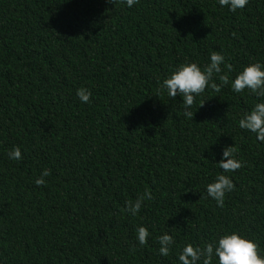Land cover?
<instances>
[{"label": "trees", "instance_id": "16d2710c", "mask_svg": "<svg viewBox=\"0 0 264 264\" xmlns=\"http://www.w3.org/2000/svg\"><path fill=\"white\" fill-rule=\"evenodd\" d=\"M213 51L232 65L221 66L229 83L215 91L214 75L188 119L161 85L180 65L203 70ZM254 63L264 0L235 12L218 0H0V264H180L188 244L233 232L264 257V141L239 127L264 98L232 90ZM17 146L23 158L9 159ZM228 146L243 166L223 173ZM219 174L235 184L224 207L206 191ZM145 190L137 215L122 211Z\"/></svg>", "mask_w": 264, "mask_h": 264}, {"label": "clouds", "instance_id": "9594fccd", "mask_svg": "<svg viewBox=\"0 0 264 264\" xmlns=\"http://www.w3.org/2000/svg\"><path fill=\"white\" fill-rule=\"evenodd\" d=\"M109 3H126L131 8L139 3V0H108ZM223 7H228L232 12L237 9H243L249 0H218ZM225 65L228 71L232 70L231 64H226L225 56L220 52L213 51L210 56V63L202 70L196 63L183 64L172 73L169 78H166L161 89H166L169 97L175 98L178 95L183 97L184 116L188 119H193L192 106L195 102V97L205 92L209 87L210 81L214 75H218L221 82L220 85L215 82L211 83V88L219 92L222 85H228L229 76L221 74ZM250 90L257 97L264 98V65L260 63L250 64L246 66L242 72L232 82V90L236 93H241L244 90ZM77 97L82 103H90L92 93L89 89L81 87L77 90ZM206 101L201 104L203 107ZM241 129L250 131L256 134L259 141H264V102L257 103L250 113H246L239 120ZM234 146L225 147L223 157L219 161L218 166L223 170V173L235 172L240 169L243 164L235 158ZM9 159L21 160L22 152L20 147H15L8 153ZM51 175L50 169H44L41 176L35 180L37 186H46L45 177ZM235 189L233 180L224 174H219L215 182L207 185V195L217 202L218 207H224L225 197L227 193ZM152 193L149 190L139 195L134 201L126 202V208L122 211H127L135 216L143 207L144 201L152 199ZM203 198V197H202ZM137 240L141 246L148 244L150 232L146 227L140 226L137 228ZM159 243V254L169 256L171 246L175 243L173 236L163 234L157 238ZM135 251V246L133 247ZM218 257V264H264V257L259 253V246L256 242L242 237L239 233L233 232L225 234L216 243H207L203 247L188 244L179 254L178 259L180 264H212L213 257Z\"/></svg>", "mask_w": 264, "mask_h": 264}]
</instances>
